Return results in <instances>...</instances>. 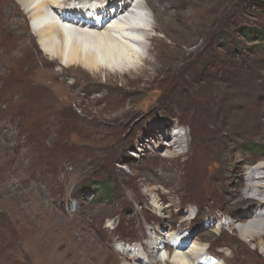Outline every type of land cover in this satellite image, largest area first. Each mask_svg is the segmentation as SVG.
<instances>
[{
  "label": "rangeland",
  "instance_id": "obj_1",
  "mask_svg": "<svg viewBox=\"0 0 264 264\" xmlns=\"http://www.w3.org/2000/svg\"><path fill=\"white\" fill-rule=\"evenodd\" d=\"M148 1L155 63L136 82L62 72L29 14L36 46L8 57L0 25V264H140L121 247L142 252L158 227L199 237L218 263L264 264L260 240L226 223L246 207L245 166L264 161V11ZM126 80L144 91L122 93Z\"/></svg>",
  "mask_w": 264,
  "mask_h": 264
},
{
  "label": "bare ground",
  "instance_id": "obj_2",
  "mask_svg": "<svg viewBox=\"0 0 264 264\" xmlns=\"http://www.w3.org/2000/svg\"><path fill=\"white\" fill-rule=\"evenodd\" d=\"M6 6H10L11 11ZM151 6L148 0H0L2 40L11 44L8 57L27 54L30 48L35 47L34 38L22 29L24 17L29 14L34 22V34L47 61L51 64L59 62L64 67L62 72L82 67L97 82L101 75L106 79L112 75L123 78L130 75L136 82L147 72L148 66L155 63L142 54L144 50L152 53L148 44L158 33ZM119 90L128 94L144 91L130 88L127 80L123 81ZM104 106H107L106 101ZM178 133L176 137L181 134ZM176 143L182 144V140L176 139ZM179 176L178 185L181 186L186 172L180 171ZM245 176L243 195L233 200L234 204L246 207L226 223L238 228L241 238L249 243L259 239L258 245L264 249V161L246 165ZM208 181L212 182L211 178L206 183ZM154 204L156 209H161L157 199ZM155 230L156 236H150L147 247L140 249L142 252L137 247L134 250L121 247V251L140 264L159 261H166L167 264H221L214 256L205 254L208 251L199 237L190 247L194 236L175 231L163 233L159 227ZM165 248L168 250L165 255L158 257ZM136 251L139 253L136 254ZM140 253L144 254V258Z\"/></svg>",
  "mask_w": 264,
  "mask_h": 264
},
{
  "label": "trees",
  "instance_id": "obj_3",
  "mask_svg": "<svg viewBox=\"0 0 264 264\" xmlns=\"http://www.w3.org/2000/svg\"><path fill=\"white\" fill-rule=\"evenodd\" d=\"M256 6L257 9L261 10V11H264V0H251L249 2V4H247V6ZM256 31L255 30H252L250 29L249 31V34H255ZM260 33V32H259ZM262 33V32H261ZM262 40H264V34H263V37H262Z\"/></svg>",
  "mask_w": 264,
  "mask_h": 264
},
{
  "label": "clouds",
  "instance_id": "obj_4",
  "mask_svg": "<svg viewBox=\"0 0 264 264\" xmlns=\"http://www.w3.org/2000/svg\"><path fill=\"white\" fill-rule=\"evenodd\" d=\"M32 27H34V22H31Z\"/></svg>",
  "mask_w": 264,
  "mask_h": 264
}]
</instances>
